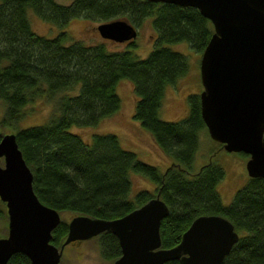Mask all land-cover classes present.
Segmentation results:
<instances>
[{
  "label": "trees",
  "instance_id": "obj_1",
  "mask_svg": "<svg viewBox=\"0 0 264 264\" xmlns=\"http://www.w3.org/2000/svg\"><path fill=\"white\" fill-rule=\"evenodd\" d=\"M61 27L70 18L97 22L124 18L137 27L151 16L153 45L144 56L126 47L109 49L104 42L84 43L68 38L60 29L52 36L35 33L25 9ZM212 31L210 21L196 7L150 0H0V125L15 133V140L32 173L31 185L38 199L58 211L93 217L120 216L154 195L145 188L132 191L130 174L146 176L167 206L160 219V246L178 242L182 231L199 214L225 216L237 239L221 264H264V177H248L227 204L216 183L222 167L210 159L193 168L198 132L205 128L198 92L187 94V112L177 119L159 116L164 88L188 69L187 56L164 42L182 40L200 53ZM131 81L135 94L132 116L155 144L170 157L160 171L122 147L111 131H92L89 139L69 130L95 125L120 105L115 85ZM36 97L50 104L47 119L18 126L25 106ZM3 210L0 208V215ZM67 230L60 220L50 241L58 245ZM99 247L104 257L119 254L114 234L103 231ZM6 264H29L22 252L12 253ZM162 264H180L170 258Z\"/></svg>",
  "mask_w": 264,
  "mask_h": 264
},
{
  "label": "water",
  "instance_id": "obj_2",
  "mask_svg": "<svg viewBox=\"0 0 264 264\" xmlns=\"http://www.w3.org/2000/svg\"><path fill=\"white\" fill-rule=\"evenodd\" d=\"M196 7L212 31L200 51L198 92L200 116L208 136L228 151L247 153L249 177H264V0H150ZM98 34L115 41L130 40L136 27L124 18L100 21ZM0 200L7 215L0 236V264L14 252L29 264H57L64 244L102 231L115 235L120 254L112 264H221L238 235L223 215L195 216L177 243L160 246L159 222L167 206L155 192L126 213L101 218L73 214L58 245L50 241L59 211L42 203L31 185L13 131L0 133Z\"/></svg>",
  "mask_w": 264,
  "mask_h": 264
},
{
  "label": "rangeland",
  "instance_id": "obj_3",
  "mask_svg": "<svg viewBox=\"0 0 264 264\" xmlns=\"http://www.w3.org/2000/svg\"><path fill=\"white\" fill-rule=\"evenodd\" d=\"M60 3H68L71 0H55ZM25 14L31 29L44 36H52L63 29L68 38L80 39L84 43L103 41L109 49L125 48L129 40L115 41L101 37L95 25L98 23L85 17L70 18L61 27L38 16L31 8L25 9ZM154 30L151 25V16H146L141 24L136 27V34L132 38L135 46L132 51L138 56H144L152 47ZM163 44L172 49L184 53L188 59V69L173 84H167L164 88L162 103L159 108V116L163 119H177L187 112V94L199 92L198 61L200 53L189 47L186 41L177 40L164 42ZM116 92L120 98V105L112 114L101 118L95 125L76 126L71 124L68 128L78 132L83 138L89 139L92 131L114 132L122 147L135 152L136 156L148 163L154 164L160 171L170 162L167 156L153 141L148 131L140 125L138 120L132 116L135 94L132 90L131 81L125 77L119 78L115 85ZM3 110V101L0 99V116ZM25 113L17 120L18 126L33 123H41L47 119L50 112L49 102L42 97H36L25 106ZM11 129L0 125V133L9 132ZM246 154L241 151H228L217 145L202 128L198 132L197 147L195 149L192 165L196 168L201 163L210 159L218 163L223 169V176L217 181L216 186L221 201L227 204L233 192L243 184L249 177L246 173L244 162ZM0 163L2 159L0 158ZM132 191L145 188L155 193V184L146 176L132 172L130 174ZM0 236L6 234L7 215L5 205L0 200ZM73 215L68 210H60L61 220L67 221ZM114 257H104L100 254L97 245V237L88 238L82 242L69 243L62 248L57 264H112Z\"/></svg>",
  "mask_w": 264,
  "mask_h": 264
},
{
  "label": "flooded vegetation",
  "instance_id": "obj_4",
  "mask_svg": "<svg viewBox=\"0 0 264 264\" xmlns=\"http://www.w3.org/2000/svg\"><path fill=\"white\" fill-rule=\"evenodd\" d=\"M217 145L219 146V147H222V145H221V143H218L217 142ZM244 154H246V156L248 157V154L247 153H244ZM103 232V231H102ZM102 232H99V233H97V234H94V235H91V236H89V237H86V238H78V239H74V240H71V241H69V242H67L66 244H64V246L65 245H67V244H69V243H78V242H82V241H85V240H87L88 238H91V237H97V245H98V250H99V252H100V254H101V251H100V247H99V238H100V235H101V233ZM117 239V238H116ZM118 242V241H117ZM64 246H63V248H64ZM119 250H120V248H119ZM119 254H120V252H119ZM118 254V255H119ZM102 255V254H101ZM118 255H116V256H118ZM103 256V255H102ZM115 256V257H116Z\"/></svg>",
  "mask_w": 264,
  "mask_h": 264
}]
</instances>
